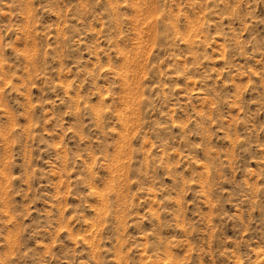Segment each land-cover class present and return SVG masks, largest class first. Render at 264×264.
Segmentation results:
<instances>
[{
	"label": "rangeland",
	"instance_id": "rangeland-1",
	"mask_svg": "<svg viewBox=\"0 0 264 264\" xmlns=\"http://www.w3.org/2000/svg\"><path fill=\"white\" fill-rule=\"evenodd\" d=\"M0 264H264V0H0Z\"/></svg>",
	"mask_w": 264,
	"mask_h": 264
}]
</instances>
